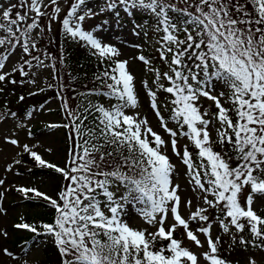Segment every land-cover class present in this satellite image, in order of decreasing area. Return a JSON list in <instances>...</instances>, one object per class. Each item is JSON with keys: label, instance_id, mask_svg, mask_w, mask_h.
<instances>
[{"label": "snow or ice", "instance_id": "snow-or-ice-1", "mask_svg": "<svg viewBox=\"0 0 264 264\" xmlns=\"http://www.w3.org/2000/svg\"><path fill=\"white\" fill-rule=\"evenodd\" d=\"M118 3L125 10L141 9L150 13L156 18V30L164 33L159 51L169 71L161 74L154 70L155 77L157 81L163 78L169 82V86L160 84L159 87L173 97L170 119L178 129L187 126V131L181 134L198 150L200 163L193 162L186 146L182 152L177 148L178 132L169 128L161 115L156 92L148 91L150 107L160 127L169 134V141L153 130L147 117L125 113V108L138 105L134 78L127 70L128 62L115 59L120 55L117 48L102 44L91 33L80 29L78 21H83L85 16L77 13L85 0H75L61 21L62 28L71 37L86 41L95 50L94 54L112 61L111 71L105 70L102 77L97 78L112 81L107 84L108 95L116 97L120 103L112 109L95 106V112L99 113L95 117L98 121L95 128L85 124L90 114L88 109L77 113L65 103L64 110L71 120L65 127L70 129L72 145L64 166L45 161L27 145L23 147L38 166L53 169L66 183L55 198L34 188L17 187L16 191L28 199L42 198L55 210L53 223L44 224L43 228L44 234L54 238L63 264H200L201 260L204 264H228L219 255L220 238L212 237V224L205 214L209 208L223 214V219H216L224 233L231 227L243 232L247 225L253 237L252 246L264 247V243H255L256 240L264 242V218L252 208L254 196L264 198V0H179L183 7L170 0H118ZM49 6L53 7L51 15L42 10ZM107 7L115 8L114 0ZM60 12L59 0H49V4L44 0L0 4V20L3 21L0 31L7 33L0 37V48L10 46L8 52L0 53V70L17 46L23 54L31 55L36 44L30 33L40 29L39 18L55 20ZM30 14L34 15L31 23H27ZM25 24L26 28L22 27ZM48 27L50 30V23ZM33 59L39 60V57ZM138 59L145 65L151 63L142 55ZM19 71L23 73V67ZM6 75L0 74V81H4ZM215 84L228 91L212 95L211 88ZM201 96L214 101L218 111L213 113L212 119L219 127L212 124V119H205L207 111H200ZM225 97L231 104L229 108L221 103V98ZM229 113L235 115V121ZM210 125L218 137L215 142L229 145L232 155L226 158L214 150ZM7 142L19 146L16 139ZM167 145L186 166L189 182L195 185L194 190H199L207 206L198 207L188 220L179 210L180 186L173 183L175 165L162 151ZM233 160L235 166L230 163ZM125 168L128 172L123 171ZM114 182H118L117 190L120 186L126 189L119 199L110 190ZM3 184L0 180V186ZM245 188L249 191L242 205ZM98 195L105 198L103 206ZM2 196L0 193V198ZM129 204L155 231L129 226L122 218ZM137 204L143 207L137 208ZM191 205V200L185 201V207ZM190 221L197 222L195 228H190ZM14 227L39 234L37 228L28 223ZM178 227L184 229L187 239L196 247L204 248L206 243L207 249L195 253L183 247V242L174 237ZM197 233L204 235V242ZM0 236L6 237L7 233L0 230ZM232 239L235 243V236ZM158 241L161 243L156 247ZM164 241L167 243H162ZM249 243L243 237L239 240L244 246ZM0 255L13 254L0 247ZM248 264H256V261L249 259Z\"/></svg>", "mask_w": 264, "mask_h": 264}, {"label": "rangeland", "instance_id": "rangeland-1", "mask_svg": "<svg viewBox=\"0 0 264 264\" xmlns=\"http://www.w3.org/2000/svg\"><path fill=\"white\" fill-rule=\"evenodd\" d=\"M115 1V0H114ZM75 0H59V7L61 12L58 14L59 18L49 21L47 17H44L43 23H50L51 30L56 31L62 26L61 21L66 18V14L69 11L70 6ZM117 2V3H116ZM16 3V0H0V4L7 6L8 4ZM45 4H49V0H44ZM115 8L107 7V0H85V4L78 9L77 15H84L83 21H78L81 30L91 33L102 44L112 45L118 49L120 55L115 57L118 60H126L127 70L133 76V85L135 94L138 99V105L134 108H125L124 111L128 115L139 114L140 117H147L149 125L157 132L165 141H169L171 138L168 133L160 127L158 118L154 114L150 107L151 98L148 96V91L156 92V103L160 109L161 115L165 118L169 128L176 130L178 135L175 137L177 140V148L182 152L185 146L192 154V159L195 164H199L200 161L197 157L198 150L193 145L192 141L186 136L182 135V131H187V126L183 130L178 129L175 123L170 119V110L173 105L169 102V95L162 91L159 87L160 84L165 86L166 79L161 78L156 80L155 71L158 70L161 74L168 72V64L161 60L160 51L162 32L157 31L156 27H151L147 23L145 25H131L135 16L151 15L150 13L141 9H129L125 10L123 5H120L118 1H115ZM45 10L51 15L53 13V7L49 6ZM34 14H30L32 17ZM75 22V17L73 18ZM0 22H3L0 20ZM43 27L40 23V29ZM40 29L33 30L30 35L36 41L42 36ZM15 31V28H14ZM7 35L6 32L0 31V37ZM181 38H183L182 34ZM79 39V38H76ZM80 40V39H79ZM86 51L94 56H97L100 62L104 64H112L111 60H104L95 50L87 44L86 41L80 40ZM9 45H5L0 48V53L8 52ZM144 56L151 63L145 65L138 59L139 56ZM25 54L17 46L14 52L9 53V59L5 62V67L0 70V74H8L15 69L20 63ZM54 58L43 62V64L36 66L31 72L33 79L28 82L27 87L29 90H35L42 88L50 81L53 75L56 73ZM62 67V66H60ZM31 76V77H32ZM166 87V86H165ZM223 90L227 92L226 88H223L219 84H215L211 88V94L219 96V92ZM44 107H35L33 110H28L23 116L12 115L4 119L0 117V180L4 181V184L0 186V193H3L0 198V230L7 233V236H0V247L7 248L11 252L12 256L0 255V264H44L43 259V242L45 240H54L50 235H47L44 240H39L29 246L20 245L16 247L18 237H25L29 231L24 229H17L14 225L20 223L19 220H24L28 213L32 210L40 209L42 206L38 204V208L31 206V200L25 198L21 193L16 191L17 187L34 188L42 193H45L53 198L62 187V179L58 173L53 169L42 167L45 170L51 171V173L45 174V176L33 174L29 172L27 164L12 163L18 157H21L24 151V145H27L31 151L39 154L45 161H48L58 166L63 167L64 162L68 155V142L65 140L64 132L60 129L59 124L64 122L63 120L67 116L64 110L65 99L60 97H54ZM120 102L108 101L109 108L118 105ZM221 103L224 107L229 108L231 104L227 102L226 97L221 98ZM200 111L203 113L208 112V116L205 119H212L213 113H216L218 109L215 106L214 101L201 96L198 101ZM212 124L219 127L215 119H212ZM54 127L53 130L47 128ZM212 139L214 141L213 147L218 139L216 131L209 126ZM10 139H16L19 142V146H14L7 141ZM162 151L169 156L170 162L175 165L173 172V183L179 184L178 194L181 197L180 214L186 220L189 219L191 213L195 212L198 207H207L203 204L202 194L199 190H194L195 185L190 183V177L186 175V166L181 162L179 157L175 156L171 150L170 145L162 148ZM10 169V170H9ZM115 192V196L119 199L124 193H118L114 187L110 188ZM31 195V194H30ZM244 194L241 197V203H244ZM34 197V196H33ZM213 199L212 196L208 197ZM40 201H44L42 198H38ZM191 200L192 205L185 207V201ZM46 202V201H45ZM137 208L143 207V205H136ZM42 207L41 209H43ZM253 210L258 216L264 213V198L258 195L254 196V202L252 205ZM209 208L206 215L210 217L209 221L212 224V237L215 239L217 236L220 238V249L223 251V255L228 254V260L237 262V264H248L249 259H254L256 264H264V251L244 253L243 251H237L233 248L234 242L232 234L221 236L223 234L220 228L219 220H213L210 216ZM126 215L122 218L128 222L129 226L133 229L144 230L149 232L155 231L153 227L148 225L145 220L136 212L132 205H127ZM32 213V214H33ZM213 221V222H211ZM227 222V221H226ZM202 223V222H201ZM168 222H165L167 227ZM197 222L190 221V228H195ZM232 230H234L231 227ZM201 242H204L205 237L201 233H197ZM176 239L183 242L182 246L189 248L195 253L203 252L207 249L205 243L204 248H198L195 244L189 241L185 235V231L182 227H178L174 234ZM200 264H204L201 260Z\"/></svg>", "mask_w": 264, "mask_h": 264}, {"label": "trees", "instance_id": "trees-1", "mask_svg": "<svg viewBox=\"0 0 264 264\" xmlns=\"http://www.w3.org/2000/svg\"><path fill=\"white\" fill-rule=\"evenodd\" d=\"M107 1L113 2V0ZM170 2L176 3L178 7H183V4L179 3V0H170ZM14 13L15 9L13 10V15ZM170 15L174 17L178 16L177 13H170ZM31 19L32 17L29 15L27 23H31ZM43 20L44 18H39V23H41L43 31L41 38L36 41V48L31 51V55L25 54L15 69L13 71L11 70V72L6 75V79L0 81V117L6 118L12 115L23 116L28 110L31 111L35 107H44V105L51 102L50 100L54 99V97H60L66 100L65 103H67L69 109L74 112L82 114L85 112V109H88L90 114L88 115L85 124L90 128H95L98 123L95 117L99 115V113L95 112V106H103L105 109H111L109 108L108 101H119L116 97L108 95L110 89H108L107 84L112 83V81H102L97 78L102 77L105 70L110 72L111 68L114 67V64H104L97 59V56L93 57L90 55L84 48L82 42H80L79 39L71 37L70 34L65 33L62 26L56 31V33L52 30L49 32V23H43ZM130 23L131 25L138 23L140 26L147 23L151 27H156V18L153 15L151 16L148 14L136 15L134 21ZM22 27L26 28V24L22 25ZM162 34L164 35L163 32ZM19 35L20 33L17 32V36ZM33 57H39V60H34ZM52 58L55 60V69H57L56 73L42 88L29 90L27 84L33 79L31 74L33 69L40 65V61L45 62ZM21 67H23V73L19 71ZM192 83L194 87L197 86L195 82ZM165 86H169L168 81L165 83ZM168 95L169 101L171 102L173 97L170 94ZM229 115L235 121V115L233 113H229ZM63 121L64 122L60 123L59 126L62 132H64L63 135L68 142L69 149L72 145V140L70 139V129L69 127H65V125L71 124V120L67 115ZM47 129L53 130L54 127H49ZM214 150L225 155L226 158L227 156L232 155L229 151V145L227 144H216ZM125 154L127 153L125 152ZM17 161H19V163H17ZM15 163H27L30 166V172L33 174L38 173V175L45 176V174L51 173L49 170L45 171L42 167L38 166L27 152L16 159ZM230 163L232 166H235L236 161L233 160L230 161ZM123 171L128 172V169L125 168ZM132 174V172H129V175ZM99 179H102V177H99ZM62 182L63 184L66 183L63 180ZM117 184L118 182L113 183L115 187ZM118 191L125 193L126 189L123 186H120ZM248 191L249 189L245 188L242 195ZM97 199L100 200L103 205L105 198L98 195ZM30 200L32 207H36L39 204L44 208L41 209V207L40 209L35 210L34 213L31 210L21 222L34 225L39 234L30 232L25 237H18V241L15 244L16 247L23 243L29 245L37 240H43L47 235L44 234L45 230L43 225L53 223L56 216L55 210L51 208L47 202L40 201L36 197H33ZM211 210L212 211H209V214L213 219L217 220V217H220L221 219L224 218L223 214L218 209L212 208ZM261 217L264 218V214H262ZM241 222L243 223L244 221ZM232 228L234 230L230 228L228 233H221L220 235L226 236L232 234V237L235 236L233 248L237 251H243L244 253L264 251V247L252 246L251 242L253 241V237L250 234L247 225L243 232H236L235 228ZM241 237L250 241L248 246L239 244ZM160 243L161 242L158 241L156 247H159ZM162 243L166 244L167 241ZM255 243L262 244L264 242L256 240ZM43 249L44 261L42 262L44 264H63V258L54 241H50L49 243L46 242ZM219 255L225 259L228 264H235L234 261L228 260V254L223 255V251L220 248Z\"/></svg>", "mask_w": 264, "mask_h": 264}]
</instances>
